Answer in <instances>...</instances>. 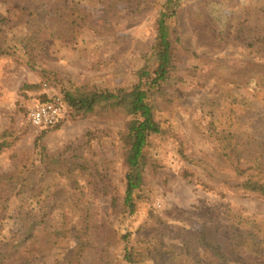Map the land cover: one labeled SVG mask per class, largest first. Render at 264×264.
<instances>
[{"label": "rangeland", "instance_id": "obj_1", "mask_svg": "<svg viewBox=\"0 0 264 264\" xmlns=\"http://www.w3.org/2000/svg\"><path fill=\"white\" fill-rule=\"evenodd\" d=\"M27 1L0 0L1 44L18 51L0 57V133L9 131L1 139L8 144L0 152V240L41 216L40 226L69 230L28 238L32 264H129L127 244L150 239L173 244L182 258L139 264H188L191 246V253L209 251L199 240L207 229L231 254L228 264H264L262 255L231 252L237 220L264 221V195L243 188L244 178L210 130L219 119L244 130L264 126V87L254 83L264 76V0H186L179 7L171 21L179 37L173 72L182 81L157 112L164 129L152 134L149 152L159 166L146 169L133 215L124 200L126 119L75 115L69 106L62 122L41 127L28 109L84 82L137 83L157 40L159 0H69L82 12L78 36L47 38L34 58L21 43L26 25L7 19ZM81 240L86 246L79 254Z\"/></svg>", "mask_w": 264, "mask_h": 264}, {"label": "trees", "instance_id": "obj_2", "mask_svg": "<svg viewBox=\"0 0 264 264\" xmlns=\"http://www.w3.org/2000/svg\"><path fill=\"white\" fill-rule=\"evenodd\" d=\"M146 1V0H143ZM186 0H159L156 18L157 40L151 51L146 54V62L139 69V80L132 86L101 88L97 84L84 82L65 90L64 96L75 115H97L103 118L124 117L126 124L121 132L124 145V157L127 165L125 203L130 208V215L136 211L135 192L146 183L145 171L148 167H157L159 163L149 152L152 134L163 131L161 120L157 117L161 102L170 101L182 79L174 74L173 68L178 59V41L172 27V19L179 7ZM109 20L108 13L104 15ZM264 20V16L262 17ZM9 22L24 23L26 29L21 37L23 48L34 58L36 51L46 46L47 38L74 39L83 27L82 12L72 8L69 0H28L16 5L9 11ZM264 31V29H262ZM2 28L0 26V57L4 54H16L10 46L1 44ZM31 57V58H32ZM255 85L264 87V76L255 78ZM167 87H172L169 95ZM43 98L42 100H46ZM246 104L245 99L240 100ZM232 112L234 109L232 108ZM62 122V121H61ZM227 126L221 119L210 123V130L215 133L222 144L224 155L234 167L237 175L244 178L243 188L264 195V126H253L251 129L236 127L234 120H227ZM224 125V126H221ZM260 133V134H259ZM6 130L0 133V152L8 144ZM116 200V199H115ZM0 219V228L3 226ZM43 218L25 219L15 234L0 240V264H32L31 240L40 237L66 236L69 230L62 224L40 226ZM65 221V220H64ZM238 226H232L230 249L246 251L264 256V221L256 218H240ZM242 221L249 223L245 227ZM40 224V225H39ZM65 225V226H64ZM131 232L123 235L129 243ZM28 238L31 240L28 242ZM200 242L209 251L199 252L193 246L189 248L188 264H228L231 254L218 239L210 236L209 231L201 232ZM86 243L81 240L78 253L82 254ZM40 249V248H39ZM162 258L174 263L182 258V253L173 244L164 241L141 240L137 245L127 244L124 260L129 264H139L147 259ZM204 258V259H203ZM192 262V263H190ZM205 263V262H204Z\"/></svg>", "mask_w": 264, "mask_h": 264}, {"label": "built area", "instance_id": "obj_3", "mask_svg": "<svg viewBox=\"0 0 264 264\" xmlns=\"http://www.w3.org/2000/svg\"><path fill=\"white\" fill-rule=\"evenodd\" d=\"M69 111V103L61 95H53L46 100H38L28 109V118L35 125L51 127L63 120Z\"/></svg>", "mask_w": 264, "mask_h": 264}]
</instances>
